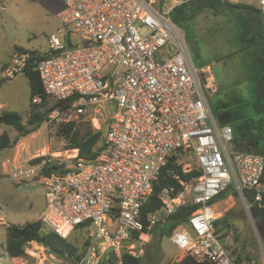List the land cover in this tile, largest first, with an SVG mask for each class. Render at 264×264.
I'll use <instances>...</instances> for the list:
<instances>
[{
    "label": "built area",
    "instance_id": "2783aa9c",
    "mask_svg": "<svg viewBox=\"0 0 264 264\" xmlns=\"http://www.w3.org/2000/svg\"><path fill=\"white\" fill-rule=\"evenodd\" d=\"M7 0H0V2ZM61 28L47 38L50 56L36 64L45 95L68 101L51 109L45 124L76 122L92 110L114 106L105 132L108 153L84 161L77 149L22 154L5 163L13 181L35 178L44 190L39 219L57 236L87 232L81 264H99L107 251L143 254V237L162 216L190 201L200 208L169 239L197 262L233 264L214 235L217 214L208 202L231 187L244 210L264 199V154L239 152L230 160L233 129L218 125L207 97L214 91L209 67H192L183 30L157 0H62ZM264 19V0L257 1ZM89 42L66 48V37ZM25 53L3 69L4 79L23 74ZM157 57L160 61H157ZM41 99L34 97L33 104ZM172 156L178 165L193 159L201 175L172 196L158 194V210L142 213L153 183ZM39 160L31 164L32 160ZM192 168H182L188 172ZM246 192L250 196L246 195ZM145 230V231H144ZM134 233L138 242L129 243ZM138 248V249H137Z\"/></svg>",
    "mask_w": 264,
    "mask_h": 264
},
{
    "label": "rangeland",
    "instance_id": "374dc122",
    "mask_svg": "<svg viewBox=\"0 0 264 264\" xmlns=\"http://www.w3.org/2000/svg\"><path fill=\"white\" fill-rule=\"evenodd\" d=\"M181 0H165L163 5L170 8ZM62 0H7L0 2V113L15 112L27 120L29 110L28 83L23 74L13 79H4L2 70L10 63L18 49L45 52L47 38L61 28L56 14L62 8ZM244 17L227 10L203 11L192 21L181 23L184 39L192 67H209L214 79V91L207 97V103L218 125L228 124L238 127V140L227 148L228 156L244 152L243 145L248 140L264 136V115L253 108V86L264 69V57L259 49L248 46L243 27ZM243 42L245 46L242 47ZM260 53V54H259ZM157 61H160L157 57ZM2 69V70H1ZM114 106L92 110L76 124L83 130L106 131L109 115ZM6 131L13 140L16 133L9 127L0 126V134ZM259 149L264 147V137L258 141ZM65 142L56 135L53 125H46L22 139L15 146L0 150V264H65L51 255L42 246L29 243L25 247V257L12 260L4 251L5 228L9 225L22 226L39 219L44 208V190L35 179L13 181L5 174V163H10L22 154H42L63 150ZM182 164V168H193L194 160ZM217 218L226 217L232 226L226 235L218 239L228 251L231 260L243 252L241 264H264V225L261 220L250 216L239 198L232 195L211 205ZM87 232L75 230L66 239L76 253L83 251ZM220 237L221 234H218ZM145 244L150 236L143 237ZM242 245L246 249L242 250ZM163 260L178 262L184 256L164 237L161 241ZM246 256V258H245ZM100 264V262H99ZM103 264V263H101Z\"/></svg>",
    "mask_w": 264,
    "mask_h": 264
},
{
    "label": "trees",
    "instance_id": "16d2710c",
    "mask_svg": "<svg viewBox=\"0 0 264 264\" xmlns=\"http://www.w3.org/2000/svg\"><path fill=\"white\" fill-rule=\"evenodd\" d=\"M157 1L158 6L161 7L165 0ZM206 10H227L230 13L248 11V23L251 27H256L258 30V41L264 57V19L259 10L252 6H247L242 3H231L227 0H181L178 5L170 10L169 17L174 24L181 28V23L192 21L199 13ZM65 44L66 48H72L89 45V42L77 37L67 36ZM17 51L19 53H25L28 56L23 76L28 83L29 110L25 123L23 122L22 116L15 112L4 111L0 113V126L9 127L16 133L13 140L10 139L6 131L0 134V150L11 148L22 139L37 132L46 122V116L51 109L63 108L68 105V101H57L44 94L38 73L35 69L37 62L50 56V53L24 49H18ZM34 97L40 98L41 102L39 104H33L32 99ZM251 105L258 113L264 115V69L254 82ZM54 127L56 129V135L65 142L64 149H77L78 157L84 161H91L102 153H108L105 144V133L103 134L102 130H83V127L76 124V122ZM231 127L234 134L238 128ZM262 137L264 136L262 135ZM233 142H235V139ZM251 153L264 154V147L257 151H251ZM176 158L177 156H172L161 169L157 180L153 183L149 200L141 209L143 214L160 208L161 203L157 196L162 189L173 186L172 196H176L183 190L181 183H188L201 175V170L196 166L188 172H183L182 166L175 162ZM38 161L37 159L32 160L31 164H35ZM230 195L235 199L239 198L237 192L229 187L211 199L208 204L211 205L220 202ZM246 195L247 198L250 196L248 192H246ZM199 208L200 206L187 201L178 206L172 214L160 217L149 232L150 241L143 245V254L141 256L133 257L123 248L121 250L120 261L117 262L112 256V251L109 250L102 256L100 264H214L210 261L197 262L190 256H185L178 262L169 259L163 260L164 256L161 251L162 239L169 237L176 227L185 226L188 218ZM251 214L253 217L261 220L264 225V206L255 204L251 208ZM213 228L214 235L217 239H220L231 230L232 226L228 219L222 216L213 222ZM218 234H221V236L219 237ZM138 241V233H134L129 243H137ZM32 242L42 246L51 255L64 261L65 264H81L84 257V247L81 253H76V250L71 247V244L66 239H62L50 231L40 219L28 222L22 226L9 225L5 228L4 251L12 260H19L25 257V247ZM86 244L87 240H85L84 246ZM245 249L246 245H242V250L244 251ZM243 256V252L238 253L232 260L233 264H241L243 262Z\"/></svg>",
    "mask_w": 264,
    "mask_h": 264
},
{
    "label": "crops",
    "instance_id": "0c3cea01",
    "mask_svg": "<svg viewBox=\"0 0 264 264\" xmlns=\"http://www.w3.org/2000/svg\"><path fill=\"white\" fill-rule=\"evenodd\" d=\"M227 1H229L231 3H242V4H245L247 6H252L255 9L258 10V6H257V1L258 0H227ZM173 7H174V5L170 6L169 9H172ZM240 13L244 17V24H243V27L242 28H244L245 34L250 36L245 41H247V44H248L249 47H251L253 49H259V51L261 52V45L259 44L258 36H257V31L258 30L256 29V27H251L250 24L248 23L249 22L248 21L249 20V12L245 10V11H242ZM233 14H235V13H233ZM244 44H245V42H243L242 47L245 46ZM261 54L263 56V53L262 52H261ZM0 106H3V104H0ZM27 154H29V152Z\"/></svg>",
    "mask_w": 264,
    "mask_h": 264
},
{
    "label": "flooded vegetation",
    "instance_id": "af4514ba",
    "mask_svg": "<svg viewBox=\"0 0 264 264\" xmlns=\"http://www.w3.org/2000/svg\"><path fill=\"white\" fill-rule=\"evenodd\" d=\"M238 128V127H236ZM238 130L233 134V138L235 139V142H237V145L239 144L240 140H238ZM257 137L254 136V138H252L251 140H248L246 143H244L245 145H243L244 148V152H251V151H257L259 150V145H258V141L260 140V138L262 137L261 135L257 134Z\"/></svg>",
    "mask_w": 264,
    "mask_h": 264
},
{
    "label": "water",
    "instance_id": "95a60500",
    "mask_svg": "<svg viewBox=\"0 0 264 264\" xmlns=\"http://www.w3.org/2000/svg\"><path fill=\"white\" fill-rule=\"evenodd\" d=\"M260 206H264V199L260 202ZM84 264V263H82Z\"/></svg>",
    "mask_w": 264,
    "mask_h": 264
}]
</instances>
